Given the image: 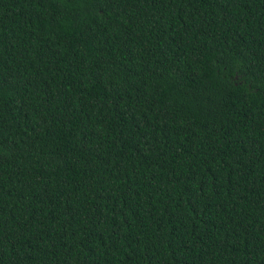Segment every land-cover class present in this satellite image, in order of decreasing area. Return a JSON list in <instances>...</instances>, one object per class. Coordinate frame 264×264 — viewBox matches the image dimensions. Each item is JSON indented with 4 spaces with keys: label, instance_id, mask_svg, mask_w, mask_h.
<instances>
[{
    "label": "trees",
    "instance_id": "1",
    "mask_svg": "<svg viewBox=\"0 0 264 264\" xmlns=\"http://www.w3.org/2000/svg\"><path fill=\"white\" fill-rule=\"evenodd\" d=\"M0 264H264V0H0Z\"/></svg>",
    "mask_w": 264,
    "mask_h": 264
}]
</instances>
